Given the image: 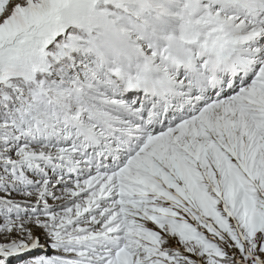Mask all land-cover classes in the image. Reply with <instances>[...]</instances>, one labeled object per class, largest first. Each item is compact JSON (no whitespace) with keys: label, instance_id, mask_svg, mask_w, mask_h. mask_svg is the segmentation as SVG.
I'll return each instance as SVG.
<instances>
[{"label":"snow or ice","instance_id":"obj_1","mask_svg":"<svg viewBox=\"0 0 264 264\" xmlns=\"http://www.w3.org/2000/svg\"><path fill=\"white\" fill-rule=\"evenodd\" d=\"M0 264H264V0H0Z\"/></svg>","mask_w":264,"mask_h":264}]
</instances>
